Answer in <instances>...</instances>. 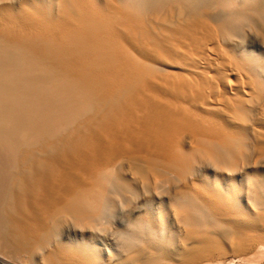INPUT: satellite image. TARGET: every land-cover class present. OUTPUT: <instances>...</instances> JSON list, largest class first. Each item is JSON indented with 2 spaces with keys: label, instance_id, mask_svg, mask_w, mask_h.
I'll return each mask as SVG.
<instances>
[{
  "label": "bare ground",
  "instance_id": "6f19581e",
  "mask_svg": "<svg viewBox=\"0 0 264 264\" xmlns=\"http://www.w3.org/2000/svg\"><path fill=\"white\" fill-rule=\"evenodd\" d=\"M0 247L263 264L264 0H0Z\"/></svg>",
  "mask_w": 264,
  "mask_h": 264
},
{
  "label": "rangeland",
  "instance_id": "374dc122",
  "mask_svg": "<svg viewBox=\"0 0 264 264\" xmlns=\"http://www.w3.org/2000/svg\"><path fill=\"white\" fill-rule=\"evenodd\" d=\"M5 252V253H4ZM7 249L0 247V264H23L22 261L20 260L21 258L18 257L19 255H14V254H10L7 253ZM20 260V261H18ZM21 262V263H20ZM29 264V263H28ZM264 264V262H263Z\"/></svg>",
  "mask_w": 264,
  "mask_h": 264
},
{
  "label": "clouds",
  "instance_id": "9594fccd",
  "mask_svg": "<svg viewBox=\"0 0 264 264\" xmlns=\"http://www.w3.org/2000/svg\"><path fill=\"white\" fill-rule=\"evenodd\" d=\"M226 42H230V38L225 37Z\"/></svg>",
  "mask_w": 264,
  "mask_h": 264
}]
</instances>
